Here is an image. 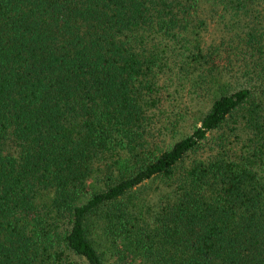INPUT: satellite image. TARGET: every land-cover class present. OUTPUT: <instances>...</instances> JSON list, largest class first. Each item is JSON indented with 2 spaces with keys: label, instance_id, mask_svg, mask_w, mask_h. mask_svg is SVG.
<instances>
[{
  "label": "trees",
  "instance_id": "trees-1",
  "mask_svg": "<svg viewBox=\"0 0 264 264\" xmlns=\"http://www.w3.org/2000/svg\"><path fill=\"white\" fill-rule=\"evenodd\" d=\"M202 4L247 83L163 145L177 87L218 67ZM92 219L116 264H264V0H0V264H104Z\"/></svg>",
  "mask_w": 264,
  "mask_h": 264
},
{
  "label": "rangeland",
  "instance_id": "rangeland-1",
  "mask_svg": "<svg viewBox=\"0 0 264 264\" xmlns=\"http://www.w3.org/2000/svg\"><path fill=\"white\" fill-rule=\"evenodd\" d=\"M216 9V8H215ZM200 14L202 17H207L205 21V28L201 32V41L203 44H210L212 48L219 46V50L216 53V61L218 67L214 69L213 73L209 75L206 72L203 75L199 87H193L188 81H185L181 86L172 85L170 87V93L174 91L177 87V93L174 97L169 100L170 105L167 109V114L171 116L168 122L164 124L163 129L166 128L165 134L161 135L158 138V141L163 140V145L171 143L174 139L182 137L190 133L194 126L198 125L199 120L203 113L208 109L211 99L219 93H228L242 85L247 83L246 74L243 73L242 60L237 54L238 49L236 48L235 38H231L232 30L231 28H223L220 19L217 14L219 10L216 9V12L213 8L208 7L207 5L200 9ZM231 19H242L239 15L237 17L228 16ZM223 40L225 48L223 49L219 42ZM215 52H213L214 54ZM219 58L222 59V62H219ZM192 74L199 73L200 70L191 71ZM200 74V73H199ZM174 113H172V112ZM176 119V120H175ZM166 121V120H165ZM176 121V122H175ZM171 124H175L174 128L170 130ZM160 185L156 183L147 184L138 191V194L135 193V198L132 201H139L142 208L147 206H153L155 198L159 197L158 188ZM144 200V201H143ZM146 200H150L149 203ZM105 225L100 221L90 220L87 222V232L93 242L94 247L98 252L104 253L103 262L104 264H116L115 261L122 254L126 253L123 250L120 243L113 236L112 238L105 230ZM104 227V228H103ZM106 238V239H105ZM118 248V251L114 253H109V250ZM118 252V253H117ZM119 255V256H118ZM127 258L130 256L126 255ZM134 260H137L135 258ZM73 264H83L82 261L75 258Z\"/></svg>",
  "mask_w": 264,
  "mask_h": 264
}]
</instances>
